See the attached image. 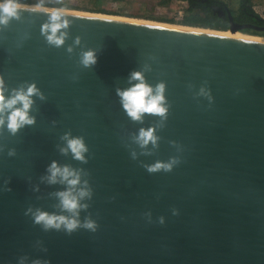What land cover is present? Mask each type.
Wrapping results in <instances>:
<instances>
[{
  "label": "water",
  "instance_id": "obj_1",
  "mask_svg": "<svg viewBox=\"0 0 264 264\" xmlns=\"http://www.w3.org/2000/svg\"><path fill=\"white\" fill-rule=\"evenodd\" d=\"M51 10H22L0 31L6 84L35 82L46 97L34 98V126L0 136V264H264V40L69 11L56 48L40 32ZM226 11L227 31L248 27ZM82 49L96 50L93 67L80 65ZM146 64L149 84L166 83L163 127L151 115L132 121L116 95ZM149 127L158 146L141 148L134 137ZM68 131L84 137L86 164L59 152ZM172 158L169 172L145 167ZM53 160L83 170L92 198L79 218L96 221L95 232L44 231L25 215L66 214L55 195L65 186L41 181Z\"/></svg>",
  "mask_w": 264,
  "mask_h": 264
},
{
  "label": "clouds",
  "instance_id": "obj_2",
  "mask_svg": "<svg viewBox=\"0 0 264 264\" xmlns=\"http://www.w3.org/2000/svg\"><path fill=\"white\" fill-rule=\"evenodd\" d=\"M43 4V0H37V3L32 6H22L20 0H0V26H2L0 31L7 28L11 20H19L22 10L36 12ZM72 22L62 10H51L47 13V21L41 25V35L49 46L61 48L69 36L67 30ZM73 43L79 46L81 38L77 36ZM73 50L71 45L66 49L69 54ZM96 62V50H81L79 54L80 65L84 68H91ZM148 71H151V67L146 64L141 69L130 72L128 76L129 87L116 88V95L119 97L124 112L132 121L143 122L145 115H151L159 117L161 123L158 126L163 127L170 108L165 95L166 83L159 81L155 85L149 84L145 76ZM199 95H207L211 99L209 93L203 87H201ZM34 98L41 101L46 99L35 82L25 81L17 87L10 88L6 84L4 76L0 75V136H3L6 130L9 135L14 137L26 126L35 125L36 117L32 115L33 105L36 103ZM155 132L154 127L141 128L134 137V141L141 148H145L150 143L153 147H157L159 137ZM60 140L64 142V146L57 145V147L62 155L71 153L72 158L82 164L88 162L86 153L89 152V148L83 136H73L71 131H68L60 136ZM171 143L174 144L175 142ZM4 148L5 145H0V152ZM15 155L16 150L14 148L8 149V156ZM132 156L135 158V153H132ZM177 162L175 158H172L169 162L156 161L154 164L145 167L149 173L161 170L169 172L172 170L173 164ZM82 171V169H73L68 165H60L53 160L46 169L47 175L42 176L41 181H46L48 184L60 183L65 186L63 191H59L55 195L59 200L61 213L66 214L49 213L39 208L33 210L32 207H29L25 215H30L34 224L41 226L44 231L62 230L67 234H71L80 228H84L95 232L98 227L96 221L90 218L81 221L79 218L81 209H87L88 207L87 204H82L81 201L85 198H92V190L88 185V181H82L81 179ZM5 184L8 185L9 181H5ZM5 190L11 191L9 187H6ZM161 223H163V220H161ZM27 261L28 257L22 256L19 259V264H27ZM31 264H49V262L35 259L31 261Z\"/></svg>",
  "mask_w": 264,
  "mask_h": 264
},
{
  "label": "rangeland",
  "instance_id": "obj_3",
  "mask_svg": "<svg viewBox=\"0 0 264 264\" xmlns=\"http://www.w3.org/2000/svg\"><path fill=\"white\" fill-rule=\"evenodd\" d=\"M29 3L23 5L32 6L37 3V0H27ZM182 0H172L167 5H161V0H43V3H59L64 2L68 7L54 8L42 6L44 8H54L67 11H77L91 14H101L116 17H125L128 19L147 20L154 23L167 25L182 26L180 23H175L173 20V10L177 7V2ZM226 5L232 11H237L240 0H218ZM252 10L264 19V0H251ZM172 20L174 24L167 23ZM240 34H244L241 33ZM248 35V34H244ZM249 36H252L251 34ZM257 36V35H253ZM261 37V36H259ZM263 37V36H262Z\"/></svg>",
  "mask_w": 264,
  "mask_h": 264
},
{
  "label": "trees",
  "instance_id": "obj_4",
  "mask_svg": "<svg viewBox=\"0 0 264 264\" xmlns=\"http://www.w3.org/2000/svg\"><path fill=\"white\" fill-rule=\"evenodd\" d=\"M99 3V0H96ZM172 0H161V5H167ZM187 3L186 15L180 23L185 27L202 28L215 31H227L230 19L225 9V4L218 0H184ZM251 0H240L237 11L228 9L232 22L239 26H248L240 30L241 33L264 37V31H257L254 28H264V19L252 10ZM21 4L29 3L27 0H20ZM43 6L54 8L68 7L64 2L44 3ZM218 10H220V13ZM167 23L174 24L172 20ZM250 26V27H249Z\"/></svg>",
  "mask_w": 264,
  "mask_h": 264
},
{
  "label": "bare ground",
  "instance_id": "obj_5",
  "mask_svg": "<svg viewBox=\"0 0 264 264\" xmlns=\"http://www.w3.org/2000/svg\"><path fill=\"white\" fill-rule=\"evenodd\" d=\"M22 6H28V5H23ZM39 9H45L44 7H41ZM63 12H69V11H65L62 10ZM71 13H76V14H84V15H90L91 13H84V12H77V11H71ZM95 14H93L94 16ZM97 16L100 17H107V18H112V19H118V20H129L132 22H140V23H145V24H152V25H159V26H166V27H173V28H182V29H188V30H195V31H202V32H208L209 30L207 29H202V28H190V27H179V26H175V25H167V24H161V23H154L151 21H147V20H140V19H128L125 17H116V16H108V15H101V14H96ZM216 34H223V35H230V36H237V37H244V38H251V39H257V40H264V37H259V36H249V35H244V34H240V32H233V31H226L223 33H219V32H213Z\"/></svg>",
  "mask_w": 264,
  "mask_h": 264
},
{
  "label": "built area",
  "instance_id": "obj_6",
  "mask_svg": "<svg viewBox=\"0 0 264 264\" xmlns=\"http://www.w3.org/2000/svg\"><path fill=\"white\" fill-rule=\"evenodd\" d=\"M177 7L174 8L173 10V20L175 23H180L182 22V20L184 19L185 15H186V10H187V3L186 1L182 0V1H178L177 2Z\"/></svg>",
  "mask_w": 264,
  "mask_h": 264
},
{
  "label": "flooded vegetation",
  "instance_id": "obj_7",
  "mask_svg": "<svg viewBox=\"0 0 264 264\" xmlns=\"http://www.w3.org/2000/svg\"><path fill=\"white\" fill-rule=\"evenodd\" d=\"M227 7L225 6V9H226Z\"/></svg>",
  "mask_w": 264,
  "mask_h": 264
}]
</instances>
